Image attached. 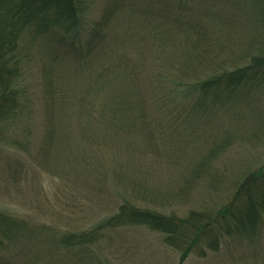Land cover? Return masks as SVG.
<instances>
[{"label":"rangeland","instance_id":"374dc122","mask_svg":"<svg viewBox=\"0 0 264 264\" xmlns=\"http://www.w3.org/2000/svg\"><path fill=\"white\" fill-rule=\"evenodd\" d=\"M181 2L87 0V21L98 22L100 35L87 46L84 30L74 41L79 54L42 32H23L16 49L22 106L0 123V211L9 217L3 264H264V230L253 247L231 238L184 260L161 233L138 225H104L74 244L72 235L124 200L179 216L212 209L235 168L264 150L251 135L263 126L264 93L205 114L178 107L171 114L165 106L177 76L193 80L207 70L191 59L199 51L193 44H209L233 62L264 46L262 3ZM219 143L225 147L211 175L191 179L196 161Z\"/></svg>","mask_w":264,"mask_h":264},{"label":"trees","instance_id":"16d2710c","mask_svg":"<svg viewBox=\"0 0 264 264\" xmlns=\"http://www.w3.org/2000/svg\"><path fill=\"white\" fill-rule=\"evenodd\" d=\"M86 1L0 0V123L16 116L22 106L20 62L16 49L23 32H42L45 41L57 44L66 53L73 50L74 54H79L80 44L74 41H82L80 36L84 30L90 35L85 44L87 46H91V42L100 35L98 22L90 25L87 21ZM168 1L172 6L171 0H165L167 5ZM181 1L184 2L177 0L178 3ZM260 2L263 9L259 11L258 17L262 20L261 38L264 41V0ZM179 8L177 14L182 12V8ZM87 27L91 28L86 30ZM195 34L199 39H207L202 30H196ZM69 36L73 41L67 39ZM193 45L199 51L191 55V59L203 61L207 70L196 74L193 80L183 81L177 76L178 80L172 81L174 84L165 96V106L170 105L168 112L176 114L178 107L183 115L191 112L205 114L212 107L235 104L239 97L248 98L264 93V46L239 62H233L215 56L217 50L209 44L198 42ZM262 125L260 129L253 130L251 135L263 141L264 149V122ZM260 132L261 136H258ZM224 147V143H219L196 161L193 172H190L191 179L200 178L202 172L209 177V166ZM245 160L246 163L235 168L233 178L225 184L226 189L212 209H191L185 216H179L154 206L137 205L124 200L114 213L98 221L87 232L78 234L79 238L72 235L77 239L74 244L87 243L88 234L104 225H138L161 233L164 241L180 252V260L194 254L204 256L207 251H218L221 244L231 238H242L253 247L264 230V150L251 160ZM8 222L9 217L0 211V238ZM0 264H3L1 259Z\"/></svg>","mask_w":264,"mask_h":264}]
</instances>
